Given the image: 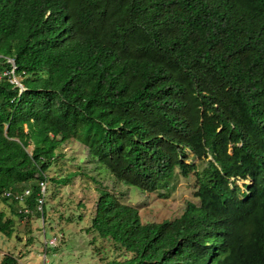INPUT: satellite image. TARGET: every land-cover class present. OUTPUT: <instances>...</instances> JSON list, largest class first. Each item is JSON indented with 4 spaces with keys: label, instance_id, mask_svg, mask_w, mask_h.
<instances>
[{
    "label": "trees",
    "instance_id": "trees-1",
    "mask_svg": "<svg viewBox=\"0 0 264 264\" xmlns=\"http://www.w3.org/2000/svg\"><path fill=\"white\" fill-rule=\"evenodd\" d=\"M71 139L147 192L207 159L199 204L172 220L142 223L99 188L91 228L126 254L98 264H264V0H0V199L12 216L24 213L5 192L24 189L26 215L40 216V182ZM12 216L0 211V234L12 236ZM0 264L21 262L7 252Z\"/></svg>",
    "mask_w": 264,
    "mask_h": 264
},
{
    "label": "rangeland",
    "instance_id": "rangeland-1",
    "mask_svg": "<svg viewBox=\"0 0 264 264\" xmlns=\"http://www.w3.org/2000/svg\"><path fill=\"white\" fill-rule=\"evenodd\" d=\"M56 153L47 171L53 179L47 181L44 194L45 220L42 222L36 213L13 216L12 236L0 234V249H16L21 264H98L111 259L123 260L124 249L91 228L99 188L135 207L142 223L172 220L180 216L188 202L199 204L194 196L199 186L196 173L203 176L207 159H195L197 167L187 177L176 167L171 178L154 192H147L118 182L104 168L87 162L84 147L73 139L58 147ZM77 170L78 174L67 182H57ZM12 206L17 209V205ZM4 209L8 211L9 207L0 199V211ZM53 236L56 245L52 247L48 241Z\"/></svg>",
    "mask_w": 264,
    "mask_h": 264
},
{
    "label": "built area",
    "instance_id": "built-area-1",
    "mask_svg": "<svg viewBox=\"0 0 264 264\" xmlns=\"http://www.w3.org/2000/svg\"><path fill=\"white\" fill-rule=\"evenodd\" d=\"M11 73L13 74V69H12ZM4 74L9 75L8 73H4ZM12 81H16V79L13 78ZM40 186H41V195L37 198V209H38V211L42 210V205L44 202L43 194L45 192L46 183L40 182ZM29 193H30L29 189H24L21 192L6 191L5 195L9 196V198L17 201V203H19L21 205L19 212L27 213V212H29V209L27 208L24 201H25V198L29 195ZM48 243L51 246H55L56 245V238L55 237L50 238Z\"/></svg>",
    "mask_w": 264,
    "mask_h": 264
},
{
    "label": "crops",
    "instance_id": "crops-1",
    "mask_svg": "<svg viewBox=\"0 0 264 264\" xmlns=\"http://www.w3.org/2000/svg\"><path fill=\"white\" fill-rule=\"evenodd\" d=\"M5 204L7 205V207H9L8 211H7V209L1 210V211H3L7 216H10L11 217L12 216L11 206H10L9 203H5ZM9 247H10V245H9ZM7 252L13 253L16 256H17V253H18L16 251V249H12V250H9V249H0V259H1L2 255L5 254V253H7Z\"/></svg>",
    "mask_w": 264,
    "mask_h": 264
},
{
    "label": "clouds",
    "instance_id": "clouds-1",
    "mask_svg": "<svg viewBox=\"0 0 264 264\" xmlns=\"http://www.w3.org/2000/svg\"><path fill=\"white\" fill-rule=\"evenodd\" d=\"M16 79V78H15ZM13 82H15L17 85H20V83L18 82V80H16V81H13ZM46 186H47V183H46ZM45 192H46V187H45ZM45 192H44V194H45ZM44 194H43V197H44ZM25 202V201H24ZM26 204V203H25ZM18 207H19V209H20V207H21V205L18 203ZM37 205V204H36ZM19 209H18V211H19ZM29 209V208H28ZM43 209H44V202H43V205H42V210L41 211H38V212H40V217H41V219H42V222L45 220L44 219V217H45V215L42 213V211H43ZM38 210V209H37ZM29 212H30V209H29ZM23 213V212H22ZM28 213V212H27ZM24 214H26V213H24ZM53 237H55V236H53ZM52 238V237H51ZM49 246H51V245H49ZM53 247V246H52Z\"/></svg>",
    "mask_w": 264,
    "mask_h": 264
}]
</instances>
